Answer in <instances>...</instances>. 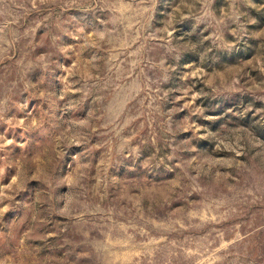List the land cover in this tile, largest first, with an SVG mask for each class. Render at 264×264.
<instances>
[{
	"label": "rangeland",
	"instance_id": "374dc122",
	"mask_svg": "<svg viewBox=\"0 0 264 264\" xmlns=\"http://www.w3.org/2000/svg\"><path fill=\"white\" fill-rule=\"evenodd\" d=\"M0 264H264V0H0Z\"/></svg>",
	"mask_w": 264,
	"mask_h": 264
}]
</instances>
